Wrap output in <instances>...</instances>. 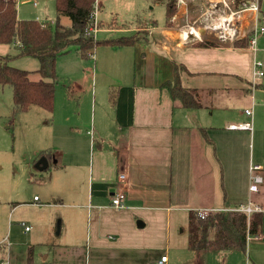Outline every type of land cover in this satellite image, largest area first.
<instances>
[{
    "label": "crops",
    "instance_id": "1",
    "mask_svg": "<svg viewBox=\"0 0 264 264\" xmlns=\"http://www.w3.org/2000/svg\"><path fill=\"white\" fill-rule=\"evenodd\" d=\"M219 1L223 0H202L197 19L202 20L210 4ZM25 4L32 5L21 3ZM183 10L186 16L187 7ZM182 11L172 21L181 18ZM22 13L18 6L20 19L32 17H21ZM44 13L42 9L33 17L48 20L41 18ZM242 18L248 35L254 15L246 13ZM200 24L196 31L200 35L191 28L180 32L166 24L155 31L154 24L145 42L96 49L95 63H86L76 53L83 76L75 88L93 96L90 125L83 134L91 135L96 147L82 195L81 164L76 157V135L81 131L75 130L76 119L67 115L61 130L74 154L72 168L49 190L47 199L52 204L42 208L46 203L37 196L30 203L42 212L53 209L51 224L43 217L32 219L39 236H53L39 260L33 255V264H146L165 255L167 264H264V211L258 233L248 238L245 252L190 247L193 212L232 211L250 201L264 208V77L259 79L255 69V62L261 61L256 49L261 35L255 47H234L232 42L199 47L195 43L213 36ZM137 28L126 31L132 34ZM12 49L0 44V55ZM175 65L182 68L184 88L204 91L201 107L182 106L163 87L173 80ZM107 90L115 96L106 104L102 93ZM253 100L260 111L249 117L245 111ZM237 101L245 103L244 110L233 111ZM247 122L253 123L252 130L231 128ZM45 157L49 162L50 157ZM67 166L59 162L56 169L67 170ZM122 173L126 175L124 207L116 209L112 197L121 186ZM254 175L260 177L259 192L250 190ZM32 230L31 226L27 231ZM13 252L4 249L9 264H27L29 254Z\"/></svg>",
    "mask_w": 264,
    "mask_h": 264
},
{
    "label": "rangeland",
    "instance_id": "2",
    "mask_svg": "<svg viewBox=\"0 0 264 264\" xmlns=\"http://www.w3.org/2000/svg\"><path fill=\"white\" fill-rule=\"evenodd\" d=\"M201 1L179 0L178 11L180 9L182 11L184 6V8L187 7L188 12L185 16L183 10L181 12L183 18L178 17L173 21L170 29L183 32L185 29L189 30L194 27L198 32L201 22L198 21L197 16L201 13L199 8ZM21 3L26 2L18 3L19 8L25 12L21 17L32 14V17L25 18L35 19L33 16L39 15V12L44 9L45 13L41 18L53 20L55 26L56 0H46L37 9L33 4L32 6L30 4L21 5ZM221 5L223 6V4ZM191 8H193V12H189ZM206 11L207 9L204 12ZM258 18V23L264 25V1ZM166 21V5L164 3H154L152 0H97V23L103 30L96 37L98 39L106 36H124L127 35V31L137 28V26L141 29V33L147 35L150 26L155 24V31H159ZM61 23L71 25V20L64 17ZM111 23L116 24L118 28L111 27ZM211 35L215 34L211 33ZM256 49L259 51V59L264 64V35L258 38ZM15 53L16 49L13 47L9 54ZM76 55L75 51L69 52L61 56L57 62L58 80L53 113L39 106H32L26 112L15 113L12 88L0 85V263L8 260V256H4V249L9 252V247L16 256L24 254V252L28 255L29 250H32L33 255L39 260L41 250L48 246L52 240L53 236L47 237L51 233L44 236H39L36 233L37 230L33 227L32 219L38 220L43 217L45 222L49 220V224H51L53 209L42 212L30 203L34 201V196H37L43 204L46 203L42 208L45 209L48 204H52V200L47 199L49 190L54 187V183L58 181L60 175L71 171V159L74 154L67 148L69 139L66 138V135L63 136L64 129L61 130V123L67 115L76 119L75 130L78 127L81 131L76 135L79 144L76 157L81 164V194H84L83 181L86 178L87 168L89 169L91 151L96 145L93 147L91 135L83 134V131H86L90 125L93 96L90 93L79 92L75 88V83L83 76L81 66L74 58ZM83 61L86 63L96 62L94 56ZM10 65L30 72L32 80L37 81L41 78L37 72L40 62L36 58L26 56L13 58ZM106 92L102 93V99L107 104L112 99L113 93L109 90ZM98 98L99 95L97 100ZM243 104L245 103L242 101L235 102L232 107L233 111L240 108L244 110ZM256 104V101L253 100L252 104L247 106L254 111V116L260 111ZM82 122H85V127L82 126ZM42 150L53 153L49 159L51 165L45 170H39L36 167L37 162L41 159L40 152ZM59 162L65 165L69 164L67 170H57L56 164ZM22 223L29 227L32 226L33 230L27 231L26 226ZM59 229L58 226L56 232Z\"/></svg>",
    "mask_w": 264,
    "mask_h": 264
},
{
    "label": "trees",
    "instance_id": "3",
    "mask_svg": "<svg viewBox=\"0 0 264 264\" xmlns=\"http://www.w3.org/2000/svg\"><path fill=\"white\" fill-rule=\"evenodd\" d=\"M20 0H0V44L10 45L16 49L15 54L0 55V85L10 86L13 91L14 112H26L32 106H39L53 113L56 85L58 80V59L75 51L83 60L93 57L100 46L124 47L135 46L145 42L149 35L141 33L138 27L129 35L96 38L92 31L96 0H56L57 17L55 26L49 20L20 19L18 3ZM166 5V27H172V19L178 13L179 0H152ZM262 7V5H261ZM193 12V8L189 10ZM71 20V25L61 23L62 18ZM111 27L118 28L116 24ZM236 39L234 47L251 46L249 38ZM199 47L221 46L214 36L205 37L195 43ZM33 57L39 60L37 71L40 79L30 78V72L18 69L10 62L17 57ZM179 65H175L172 81L165 82L163 87L169 89L172 99L186 108L202 106L204 91L184 88L181 85ZM114 92L112 99L114 98ZM50 151H43L41 156L50 157ZM262 214L257 212L248 216L241 211H218L205 219H200L196 212L191 214L189 239L190 247L195 250L211 251H246L248 238L258 233ZM27 264H33L32 250Z\"/></svg>",
    "mask_w": 264,
    "mask_h": 264
},
{
    "label": "built area",
    "instance_id": "4",
    "mask_svg": "<svg viewBox=\"0 0 264 264\" xmlns=\"http://www.w3.org/2000/svg\"><path fill=\"white\" fill-rule=\"evenodd\" d=\"M23 1L31 2L33 5L37 6L41 0H23ZM263 1L264 0H241L240 2H237V0H230V1L223 0L219 2H214L211 3L209 8H207V11L203 13L202 20H200V22L202 21V25H203L202 27H204L207 31H210L213 34H215L216 38L220 42L233 43L236 39L247 36L244 27L241 25V21L243 20L242 16L243 14L246 13H250V14L252 13L254 15V18H252L254 22V26L251 29L253 34L249 38V41L251 46L255 47L256 38L259 35H264V25H260L258 23L259 21L258 16ZM221 4H223V6ZM93 15H94V26L92 27V31L96 33V31L99 28V25L97 23V0L95 3V10ZM191 32L196 33V29L192 27ZM262 67H263V63L261 61L255 62L256 75L259 77L264 76V71L262 70ZM245 113L249 117L253 116L252 109H246ZM231 128L252 130L253 123L247 122L240 125H232ZM252 169L255 171L257 169H260V167H252ZM118 179H119V184L121 186L115 189V192L113 193V197H112V206L116 209L124 207L125 193L122 184L126 181V175L122 173L119 175ZM258 180H260V177L258 175H254L253 177L254 183H252L250 187V190L252 192H259ZM234 210L244 212L250 217L254 213L257 212L262 213L264 211V208L250 201V203ZM212 213H215V211H210V210L197 211V215L200 219H205ZM23 225L25 226V223ZM25 228L26 230L30 229V227L27 226ZM167 263H168V257L165 255L162 256L157 261L148 262L146 264H167ZM0 264H9V261L8 260L6 262L2 261Z\"/></svg>",
    "mask_w": 264,
    "mask_h": 264
},
{
    "label": "water",
    "instance_id": "5",
    "mask_svg": "<svg viewBox=\"0 0 264 264\" xmlns=\"http://www.w3.org/2000/svg\"><path fill=\"white\" fill-rule=\"evenodd\" d=\"M48 166H49V162H48V159L45 156L41 157V159L36 164V167L39 170H45V169L48 168Z\"/></svg>",
    "mask_w": 264,
    "mask_h": 264
}]
</instances>
